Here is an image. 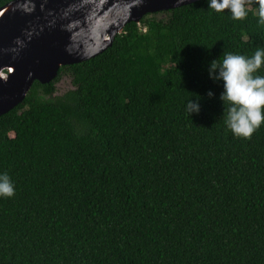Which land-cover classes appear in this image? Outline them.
Returning <instances> with one entry per match:
<instances>
[{
    "label": "trees",
    "instance_id": "obj_1",
    "mask_svg": "<svg viewBox=\"0 0 264 264\" xmlns=\"http://www.w3.org/2000/svg\"><path fill=\"white\" fill-rule=\"evenodd\" d=\"M246 7L147 14L0 116V264H264V124L234 136L208 72L264 47Z\"/></svg>",
    "mask_w": 264,
    "mask_h": 264
},
{
    "label": "water",
    "instance_id": "obj_2",
    "mask_svg": "<svg viewBox=\"0 0 264 264\" xmlns=\"http://www.w3.org/2000/svg\"><path fill=\"white\" fill-rule=\"evenodd\" d=\"M199 0H12L0 8V116L34 81L104 52L124 26ZM5 71V72H3Z\"/></svg>",
    "mask_w": 264,
    "mask_h": 264
},
{
    "label": "clouds",
    "instance_id": "obj_3",
    "mask_svg": "<svg viewBox=\"0 0 264 264\" xmlns=\"http://www.w3.org/2000/svg\"><path fill=\"white\" fill-rule=\"evenodd\" d=\"M208 8L217 13L228 10L233 20L247 17L249 0H207ZM259 6V23L264 24V0H257ZM264 47H258L251 56L242 54H223L221 63L214 60L210 63L209 78L221 81L223 92L220 99L229 104L226 126L236 137L251 138L264 124ZM212 97L214 93H208ZM199 97L186 105L190 116L200 110ZM15 186L7 173H0V197H13Z\"/></svg>",
    "mask_w": 264,
    "mask_h": 264
},
{
    "label": "rangeland",
    "instance_id": "obj_4",
    "mask_svg": "<svg viewBox=\"0 0 264 264\" xmlns=\"http://www.w3.org/2000/svg\"><path fill=\"white\" fill-rule=\"evenodd\" d=\"M248 5V4H247ZM5 72V71H3ZM73 84L71 81V77L68 75H64L60 78V80H58V82L56 83V93L55 95H63L64 93H66L67 91L73 89Z\"/></svg>",
    "mask_w": 264,
    "mask_h": 264
}]
</instances>
